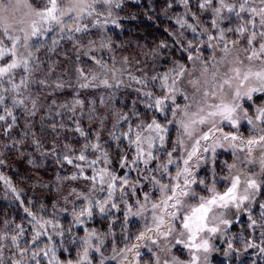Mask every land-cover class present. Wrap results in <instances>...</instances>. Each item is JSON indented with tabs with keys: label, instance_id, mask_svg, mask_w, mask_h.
Listing matches in <instances>:
<instances>
[{
	"label": "snow or ice",
	"instance_id": "6c2138e0",
	"mask_svg": "<svg viewBox=\"0 0 264 264\" xmlns=\"http://www.w3.org/2000/svg\"><path fill=\"white\" fill-rule=\"evenodd\" d=\"M181 2L187 5L189 0H181ZM113 4L114 0H0V108L3 113L0 114V122H5L9 118L12 121L6 125L5 134L16 124L17 118L13 110L25 103V99L17 97L23 96L24 91H29L34 82L41 86H48L46 79L38 81L32 79L40 67L37 53L46 47L45 39L48 38V34L56 33L59 39L67 36L71 40L73 33H84L90 27L99 26L100 18L105 12L110 17ZM215 4L217 6H214L213 0H202L199 8L211 10L213 17L211 26L218 30L219 34L218 36L207 35L208 41H217L215 45L209 43L208 47L220 48L223 55L216 64H210L209 61L203 62L201 72V76L205 77L203 80L200 78L188 80L196 92L201 93L200 99L194 101L196 110L192 111L193 102L185 103L183 106L176 102L177 95L189 101V96L179 87L180 80L177 78H183L186 74L191 75L185 65H178L163 76L151 77L153 82L161 81L159 87L162 95L157 96L151 90L142 92L149 101L145 107L164 115L165 121L162 123L153 117L150 122L138 121L135 126L129 123L128 131L119 135L115 132L110 133L114 141L127 140V147L132 150L131 159L127 152L120 156L119 168L131 169L138 174L147 172L148 175H140L139 179L131 182L127 174L121 176L115 172L110 167L113 161L109 153L101 148L98 136L96 143L86 142L78 155L73 152L72 156L63 157L64 162L73 164L79 170V174L91 182L88 193L77 194V198L84 202L82 207L77 208L75 201H71L74 205L71 211L74 224L84 225L92 218L94 209L103 216H108L113 210L120 211V204L124 205L125 224L128 223L129 217L147 219L144 213L148 212L151 224L146 225L145 230L133 239L137 242L147 239L154 245H158V241L163 239L169 242V252L172 248L182 245L189 256V259L184 260L172 255L171 259L164 260L163 264H201L202 253L205 254L203 260L206 262V254L213 250L210 243L211 237L220 232L221 225L230 226L232 223L226 218V210L235 208L239 212L246 202L255 201L256 195L264 188V179L257 180L254 178L257 173L245 171L248 166L257 163L253 152L259 150L261 153L259 175L264 177V106L255 108V119H253L248 115V109L241 103L245 99L251 101L253 93H264V0H231V2L215 0ZM115 7H120V4L115 3ZM225 11L229 13L228 16L223 15ZM192 17L198 19L194 13ZM233 17L239 21L235 28L221 27L224 21H230ZM85 18H91L92 24H84ZM107 22L105 18L103 23ZM112 22L115 23V21ZM176 22L180 28L187 27L193 33L197 32L196 25L189 23L185 18H178ZM226 31L234 32L237 38L227 39ZM180 35L183 36V33L181 32ZM59 39L52 38V47L48 49L49 51L55 50ZM105 46L100 45L101 48ZM160 47L163 48L166 45L162 42ZM189 49L197 51L198 54L193 56L189 51L188 61L201 59L191 41L187 43L185 51ZM92 59L100 68L106 67L95 57ZM213 59L215 60V56ZM245 60L259 61V70L253 71L251 67L245 66ZM220 63L236 66L229 67L221 75ZM210 67L215 71L210 73L211 80H208ZM76 72L83 81L79 83L81 89L92 87V81L97 79L93 75L89 80L83 68H77ZM17 77H19L18 81ZM132 79L138 84L147 85L146 80L136 77ZM101 83L108 86L106 79ZM53 84L58 89L65 87L64 84L55 81ZM137 91L141 90L137 89ZM5 93L12 96L10 106L5 102ZM209 99L213 102L209 103ZM51 103L55 105L56 101L53 100ZM77 106L83 108L84 102L77 98L72 105H61L73 114ZM32 107L30 114L35 116V100L32 101ZM169 112L172 119L166 118ZM178 113L182 117L179 121H177ZM132 115L139 117L138 112ZM127 121L129 116L122 115L117 123ZM242 121L250 126L247 136L240 132ZM177 123L191 144L186 145L184 139H178L169 150L167 147L168 126ZM225 124L236 131H225ZM75 130L81 136H86L79 126ZM65 147L68 146L65 145ZM89 148L100 154L94 159H89L86 155ZM178 148L184 151L182 157L174 156ZM217 148L231 150L240 166L234 161L226 164L228 175L217 179L213 173L210 181L199 179L196 172L199 170L200 162L206 160V154L214 156ZM70 151L73 150L70 149ZM238 153L246 155L240 156ZM74 161L83 163H74ZM3 163L4 160L0 159V164ZM85 168L91 169L92 174L85 175ZM77 178V174L70 177L72 180ZM0 179L4 177L0 176ZM221 181L227 185L223 187V190L218 188ZM145 183L152 185V192L159 193L155 200L150 192H143L141 198L140 190ZM12 190L15 192L14 188ZM75 192L76 190L73 189L70 195ZM94 192H102L106 195L97 199L91 195ZM130 197L134 198V203L129 202ZM65 200L67 201V198ZM148 204H151L150 210L147 207ZM134 206L136 211H133ZM259 207L264 209V204H260ZM53 208H56V205H53ZM24 210L32 217L34 228L31 239L23 241V244L27 246L22 247L21 238L25 229L21 225H17L15 232L10 236L0 235V241L10 240L11 246L16 249L13 255L17 259H9L8 264H24L25 258L28 264H45V262L46 264H93L94 254H99V264L116 261L117 256L127 264H141L143 256L139 249L142 245L133 243L129 247L126 243L123 248L117 249L111 224L108 232L105 233V236L113 238L114 254L111 257L104 256L102 249L105 246V240L101 239L97 230L85 229L84 236L71 240L73 244L79 241L76 258L61 260L56 254L57 241L53 239L54 235L60 238L65 236V229L61 223L54 218L38 217L27 208ZM63 211L67 212L68 209L65 208ZM256 226L264 227V211L260 213L259 221L250 217V227ZM71 231V228L67 229V232ZM150 233L153 235H149ZM261 236H264V232ZM123 238L128 240L127 235ZM169 238H172L174 243ZM248 247H255V245L249 243ZM2 248L3 245H0V264H4ZM261 251H264V248H261ZM129 254H132V259H129ZM153 255L155 256V253ZM155 264H160L158 257L155 259Z\"/></svg>",
	"mask_w": 264,
	"mask_h": 264
},
{
	"label": "trees",
	"instance_id": "16d2710c",
	"mask_svg": "<svg viewBox=\"0 0 264 264\" xmlns=\"http://www.w3.org/2000/svg\"><path fill=\"white\" fill-rule=\"evenodd\" d=\"M201 2L202 0H189L188 4L184 5L181 0H114L111 6L112 15L108 17L105 12L100 18L99 26L90 27L84 33H73L71 40L67 36L59 39L56 33L48 34V38L45 39L46 47L37 53L40 67L32 77L33 81L46 79L48 86H41L34 82L29 91H24L23 96L17 97L25 99V103L13 110L17 120L7 134H5V128L12 122L11 118L0 122V159L4 160V163L0 164V176L4 177L0 179V235L10 236L15 232L16 226L21 225L25 229L21 238L22 247L27 246L23 244V241L30 240L34 232L32 217L24 210L27 208L38 217L58 220L65 229L63 238L53 236V239L57 241L56 254L61 260L76 258L79 241L73 244L71 240L84 236L85 229L97 230L101 239L105 240V246L102 249L104 256L111 257L114 254L113 238L105 236L110 224L115 233L117 249L123 248L126 243L129 247L133 243H140L141 248L147 245L146 240L137 242L133 237L145 230L146 225L149 224L148 218L129 217L128 223L125 224L123 204L119 205L120 211L113 210L108 216H103L94 209L92 218L84 225L74 224L71 215L74 205L71 201H75L77 208L82 207L84 202L77 198V194L88 193L91 182L85 180L73 164L64 162L63 157L72 156L73 152L78 155L86 142L96 143L98 136L101 148L109 153L113 161L110 167L115 172L121 176L127 174L131 182L139 179L140 175H148L147 172L138 174L131 169L119 168L120 156L127 152L131 159L132 150L128 149L127 140L114 141L110 133L115 132L119 135L128 131L129 123L135 126L138 121L150 122L153 117L163 123L164 115L145 107L149 101L142 95L143 91L151 90L157 96L163 94L159 87L161 81L153 82L151 77L154 75L160 77L169 73L168 71L178 63H188L189 51L196 56L197 51L192 49L185 51L189 41L193 43L194 49L198 50L205 61L209 60L218 49V47H208L209 43L215 45L217 41H208L207 35L218 36L219 33L211 26L213 18L211 10L199 8ZM115 3H119L120 7H115ZM213 4L217 6L215 0ZM98 7L103 6L98 5ZM193 13L198 19H193ZM223 15L228 16L229 13L225 11ZM105 18L108 20L107 23H103ZM178 18H185L189 23L196 25L197 32L193 33L187 27L180 28L176 22ZM91 21V18H85L83 23L90 24ZM238 23L239 21L233 17L230 21H224L221 27L235 28ZM181 32L183 36L180 35ZM225 35L229 40L237 38L234 32L226 31ZM53 37L59 39V43L54 51H49ZM91 41L96 43L92 44ZM162 42L166 47H160ZM101 44L106 46L101 48ZM122 51L133 55L134 66L138 65L139 68L142 66L147 70L145 75L136 70H130V72L122 70L115 58ZM92 57L100 60L106 67L100 68ZM77 68H83L89 80L93 75L97 77L95 81H92V87L87 89L79 87V83L83 81L76 72ZM130 76L146 80L147 85L136 83ZM18 79L19 77L17 81ZM105 79L108 81V86L101 83ZM54 81L64 84L65 87L56 88ZM95 88H105L112 94V108L103 107L99 97L93 92ZM259 95L262 94L260 92L253 94L256 97ZM5 96V102L10 106L12 96L8 93H5ZM179 97L176 101L178 104L182 100ZM77 98L84 102V107L77 106L75 114L61 107L62 104L72 105ZM33 100L36 102L35 116L30 114L33 110ZM53 100L56 101L55 105L51 103ZM134 112H138L139 117L133 116ZM0 114H3L2 108H0ZM122 115H128L129 121L117 123ZM166 118L172 119L170 112ZM77 126L86 133V136H81L75 130ZM173 128L170 125L168 149L172 147L174 141ZM99 154L90 148L86 153L89 159H94ZM74 163L83 162L74 161ZM73 174H77L76 180L70 179ZM84 174L91 175L92 170L85 168ZM197 177L209 181L204 170ZM73 189L76 192L70 195ZM143 192H150L155 199L156 192H152L151 184H144L143 189L140 190L141 198ZM263 192L264 190L262 194ZM91 195L99 199L106 193L94 192ZM263 198L264 195L260 197V200L263 201ZM128 199L130 203H134V198ZM260 200L259 205L264 203ZM53 205H56V208H53ZM259 205L249 210L248 214L245 213L236 221H232L234 217L230 220L232 221L230 226H224L220 230L221 233L214 235L215 240L213 238L211 241L213 250L208 253L209 264H264V251H261V248H264V236H261L264 227H250V217L259 221L260 213L264 211ZM65 208L68 209L67 212L63 211ZM133 211H136L135 206ZM69 228L72 229L70 233L67 232ZM125 235L128 236V240L123 238ZM249 243L255 247H248ZM0 245H3L4 264H8L9 259H17L13 255L16 249L11 246L10 240L0 241ZM152 252L151 246L147 248L144 246L141 264H154L155 257L152 256ZM185 252L187 250L183 249L182 245L176 246L172 251L173 255L183 258L186 257ZM94 256L93 264H99V254ZM132 258V254H129V259ZM24 264H28L27 258ZM107 264H127V262L117 256L116 261H108Z\"/></svg>",
	"mask_w": 264,
	"mask_h": 264
},
{
	"label": "rangeland",
	"instance_id": "374dc122",
	"mask_svg": "<svg viewBox=\"0 0 264 264\" xmlns=\"http://www.w3.org/2000/svg\"><path fill=\"white\" fill-rule=\"evenodd\" d=\"M92 22L93 21H91V23L89 25H91ZM257 46H258V42H257ZM229 47H231V45H229ZM222 55H223V53L221 52L220 48H218L214 51V53L210 57V59L206 60V61H209L210 64H216L220 60V57ZM243 55L244 54L242 53L241 54L242 58H243ZM214 56H215V60L213 59ZM115 58L118 60V63L120 65V67L122 68V70H124L126 72H130V70H136L138 73H141L143 75H145V73L147 72V70L143 69L142 66L140 68L138 67V65L134 66L135 61H134L133 55L131 53H128L127 51H122L121 53H118ZM204 61L205 60H203L201 58V60L188 61V63H186V64L178 63L174 66V67H176L178 65H185L187 67L188 72L191 73V75L186 74L183 78H177L180 80L179 87L181 88V90L183 92H185L189 96V101H185L183 99V97L180 95H177V97L180 96L179 98H182L181 103H180V105H182V106L185 103L193 102L192 111L196 110L194 101L200 99L201 93L196 92V90L193 88V86L188 83V80L189 79H197V78H200L201 80H203L205 78V77L201 76ZM139 62H141V60H139ZM232 66H236V65H232V64H228V63H220L219 64L220 74L223 75V73L229 67H232ZM245 66L251 67L253 71H258L260 68V62L256 61V60H254L252 62H248L247 60H245ZM111 70H113V69H111ZM212 71H215V69L210 67L209 68V75L207 76L208 80H211L210 73ZM168 72H170V70ZM129 74L135 75L133 73H129ZM130 77H135V76H130ZM141 78H144V77H141ZM169 83H170V81H169ZM108 90H110V89H108ZM202 91H203V89H202ZM93 92L95 94H97V96L99 97V102L103 104L104 108L106 106H109L111 108L113 107V105H112L113 104L112 103L113 98L111 99L112 94L109 91H107L105 88H101V89L95 88V90H93ZM261 94L262 95H259L257 97L253 96V99L251 101H249L247 99L241 101V103L243 104V107L248 109V115L253 117V119H255V111H254L255 108L258 106H264V93H261ZM212 102H213L212 99H209V103H212ZM181 118L182 117L178 113L177 114V121H179ZM171 126L174 127L173 128V130H174V132H173V137H174L173 138V140H174L173 144L178 139H184L186 145L191 144V141H189L187 139V137L183 135L182 129H180L178 123L171 125ZM168 127H170V125ZM249 127L250 126L245 121H242L240 132L243 133L245 136H247L249 134ZM224 129H225V131H236L235 129H232L227 124L224 125ZM173 144H172V146H173ZM169 150H171V148ZM183 155H184V151L182 149H179V148H178L177 152L174 153V156H177V157H182ZM238 155L245 156L246 154L245 153H238ZM260 155H261V153L259 150L254 151L253 157L256 159L257 163L255 165H250L245 169V171L257 173V175L254 177L257 180L264 179V177L259 175V172H260V167H259ZM234 161L238 164V166H240L239 161L235 160V157L232 155L231 150H225V149L217 148L214 156H208L206 154V160L200 162V167H199V170L196 172V175L200 174V172L202 170H204L207 177H209V181L211 180L213 173L216 175L217 179H219V177L226 176L229 174L228 169L226 167V164L233 163ZM241 167H243V166H241ZM226 186H227L226 183L223 181H221L220 184H218V188L220 190H223V187H226ZM263 190H264V188H262L261 192L256 195L255 201H253L251 203L246 202L239 212H237L235 208H231V209L226 210V218L231 220L235 217L232 221H236L241 215H244L245 213L248 214L249 210H252V208H255V206L259 205L260 197L264 195V192L262 194ZM155 195H156L155 196V199H156L159 196V193H158V195H157V193H155ZM260 202H264V200L263 201L260 200ZM147 207L150 210L151 204H148ZM144 215H146V217L148 218L147 223H149L148 225H150L151 224V217H150L149 213L145 212ZM220 227L223 228L224 225H221ZM220 233H221V231H220ZM149 235H153V234L150 233ZM213 238L215 240V237L212 236L210 239V243H211V241H213ZM169 240L172 243H174V240H172V238H169ZM146 242H147L146 248L151 246L152 251H153L152 253H155V256L152 255L153 257H155L154 262H153L154 264H155L156 257L159 258L160 264H163V261L166 259H169V260L171 259V256L173 255V253H172L173 248L171 249V252L168 251V243H169L168 241H164L163 239H160L158 241L159 246L152 244L151 241L147 240V239H146ZM143 248H144V246H143ZM143 248L140 249L141 253H142ZM185 253H186V257H184V258L180 257V256L179 257L181 259L187 260V259H189V256L187 255V252H185ZM204 255L205 254H203V253L201 254V257H202L201 264H209L208 253L206 254L207 255V261L206 262L203 260Z\"/></svg>",
	"mask_w": 264,
	"mask_h": 264
}]
</instances>
